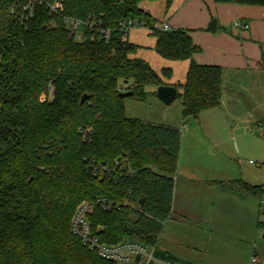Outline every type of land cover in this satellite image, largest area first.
I'll use <instances>...</instances> for the list:
<instances>
[{
	"label": "trees",
	"instance_id": "trees-1",
	"mask_svg": "<svg viewBox=\"0 0 264 264\" xmlns=\"http://www.w3.org/2000/svg\"><path fill=\"white\" fill-rule=\"evenodd\" d=\"M31 1L0 0V264H118L72 232L75 210L106 197L118 207L95 204L87 214L100 241L156 247L172 212L181 145L179 128L125 114L123 91L145 100L156 95L148 87L168 85L173 72L132 57L138 45L123 24L149 28L163 58L190 60L184 83L175 85L184 120L221 104L222 68L194 60L201 47L189 31L154 26L140 4L157 0H61L57 10L56 0H42L23 17ZM66 16L95 19L111 36L100 39L96 27L93 38L76 41ZM236 188L264 194V184L237 181ZM156 254L173 258L157 247Z\"/></svg>",
	"mask_w": 264,
	"mask_h": 264
},
{
	"label": "rangeland",
	"instance_id": "rangeland-1",
	"mask_svg": "<svg viewBox=\"0 0 264 264\" xmlns=\"http://www.w3.org/2000/svg\"><path fill=\"white\" fill-rule=\"evenodd\" d=\"M157 4L153 11L162 20ZM232 105L231 114L218 106L184 120L181 98L170 104L152 94L145 100L124 99L127 117L171 124L181 130L178 163L196 167L193 193L188 200L178 198L189 214L180 220L179 213L172 210L156 247H172L191 264H254L252 258L264 251V229L257 226L258 221H264V194L236 188L237 181L264 184V106L245 101ZM203 210L211 211L208 220L195 217L202 216ZM258 236L261 240L257 241Z\"/></svg>",
	"mask_w": 264,
	"mask_h": 264
},
{
	"label": "crops",
	"instance_id": "crops-1",
	"mask_svg": "<svg viewBox=\"0 0 264 264\" xmlns=\"http://www.w3.org/2000/svg\"><path fill=\"white\" fill-rule=\"evenodd\" d=\"M154 3L160 5L162 20L159 18L160 15L153 11ZM141 7L157 22L167 23L170 29L181 28L189 31L194 43L201 47V51L193 56L197 63L218 65L222 68V99L219 107H223L224 112L232 113L233 102L245 101L250 105L264 106V6L217 3L214 0H172L167 6L166 0H157L147 1L146 4L144 2ZM213 19L217 20L215 31L209 28ZM237 19L248 23L249 27L247 29L235 27L233 22ZM128 39L138 45L132 57L146 60L159 73L163 68H171L172 77L165 80L168 85L184 83L190 60H169L160 56L155 50L156 37L147 27H132ZM176 88L178 91L181 89ZM156 89L150 88L151 91ZM165 125L176 127L171 124ZM180 163H178L180 169L177 167L175 177L172 210L177 211L179 219L182 220L186 219L185 214L189 212L186 206L178 204V198L188 200L193 193L191 184L196 177L194 172L196 167L192 163L181 167ZM210 214L211 211L206 213L203 210L202 216L198 214L195 217L203 221L208 220ZM258 228L264 229L259 226ZM262 236L264 238V235ZM256 240L261 238L258 236ZM158 249L178 261L191 264L179 257L176 249L172 247L164 246ZM256 256L264 261L263 250Z\"/></svg>",
	"mask_w": 264,
	"mask_h": 264
},
{
	"label": "built area",
	"instance_id": "built-area-1",
	"mask_svg": "<svg viewBox=\"0 0 264 264\" xmlns=\"http://www.w3.org/2000/svg\"><path fill=\"white\" fill-rule=\"evenodd\" d=\"M41 1L42 0H32L30 4L25 5L23 8V17H31L34 11V3ZM61 7V0H56L51 6L52 10H57ZM64 21L66 28L76 41L86 40L96 27L100 39L108 40L111 36V28L100 26L101 22H96V20L92 18L86 20L66 16ZM233 24L235 27L241 29H247L249 27L248 23H244L240 19L235 20ZM126 25L130 30L132 27L138 26L139 24L137 22L128 21V23L123 24V26ZM154 26L162 30L170 29L167 23L162 22H156ZM91 37L93 38L92 35ZM45 97L43 99H45ZM95 204L100 205L105 210L111 209L113 206L118 207V205H114L107 200L106 197H98L95 202H82L79 204L72 217L71 230L81 238L83 244L87 245L91 250L96 251L101 258L117 263L125 262L126 264H187L173 258L158 256L155 246H147L139 241L125 240L117 244H106L101 242L99 236L92 232L87 217V214L93 209ZM252 262L254 264H264V261L258 256H254Z\"/></svg>",
	"mask_w": 264,
	"mask_h": 264
},
{
	"label": "water",
	"instance_id": "water-1",
	"mask_svg": "<svg viewBox=\"0 0 264 264\" xmlns=\"http://www.w3.org/2000/svg\"><path fill=\"white\" fill-rule=\"evenodd\" d=\"M216 25H217V20L216 19H213L211 21V23L209 24V28L212 30V31H215V28H216ZM133 94V91L131 90H126V91H123L121 93V95L123 97H129ZM177 95H178V90L176 88V86L174 85H160L157 87L156 89V96L161 100L163 101L165 104H170L172 103L176 98H177ZM87 99V95H83L82 96V101L86 100ZM145 199H141V205H143ZM138 259H139V256H138Z\"/></svg>",
	"mask_w": 264,
	"mask_h": 264
}]
</instances>
